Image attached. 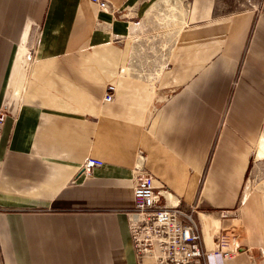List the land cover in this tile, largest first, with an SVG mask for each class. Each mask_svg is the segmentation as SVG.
<instances>
[{
    "label": "crops",
    "instance_id": "crops-1",
    "mask_svg": "<svg viewBox=\"0 0 264 264\" xmlns=\"http://www.w3.org/2000/svg\"><path fill=\"white\" fill-rule=\"evenodd\" d=\"M103 1L0 0V105L22 30L37 28L0 137V264H139L124 216L136 167L164 206L196 208L206 249L240 222L224 264H264V194L242 191L264 138V0L235 13L186 0L153 69L154 44L136 40L158 0ZM86 158L102 165L84 177Z\"/></svg>",
    "mask_w": 264,
    "mask_h": 264
},
{
    "label": "built area",
    "instance_id": "built-area-1",
    "mask_svg": "<svg viewBox=\"0 0 264 264\" xmlns=\"http://www.w3.org/2000/svg\"><path fill=\"white\" fill-rule=\"evenodd\" d=\"M99 10L109 8L103 0H90ZM115 87L108 84L104 87L102 102H111ZM8 106L0 105V137ZM102 162L93 158H86L80 166L79 175L87 177ZM134 181L131 189L132 207L124 212L127 231L134 254L139 264L143 255L152 254V261L158 264H199L207 259L205 264L212 263L218 258V264L232 260L239 252L238 229L239 221L232 220L226 228H217L213 245L206 249L202 240L200 226L196 221V208L191 207L188 212L177 206L166 207L160 203L161 191L152 186L153 178L142 168L133 171ZM227 212H225L226 214ZM220 216H224L220 212ZM234 217V216H233Z\"/></svg>",
    "mask_w": 264,
    "mask_h": 264
},
{
    "label": "rangeland",
    "instance_id": "rangeland-1",
    "mask_svg": "<svg viewBox=\"0 0 264 264\" xmlns=\"http://www.w3.org/2000/svg\"><path fill=\"white\" fill-rule=\"evenodd\" d=\"M223 1L226 4V7H225L226 13H235L238 11L250 10L254 8L256 4L258 3V0H223ZM185 5H186V0H158L157 2H155L154 4L150 6V8L145 13V18L140 21L138 28L141 33L139 34L138 40L136 41L138 42L140 41L142 43L145 42L147 45L151 43L154 44L153 46L154 50L152 51L153 54L149 55L150 57L152 56L151 57L152 60H150V63H149L150 69H153L161 65V62H162L161 55H163L165 51L169 50L172 41L177 36L178 31L180 30L183 24L182 22H179V20L184 18ZM27 24L30 25V27L26 28V30H28L30 33L29 40H32V38H34L35 30L37 28L34 23L33 24L27 23ZM23 30H22V33H23ZM22 33H21L19 40H21ZM155 47H158V48L160 47V49L155 50ZM27 58H28V55H27ZM14 59H15V56L13 57L11 71H12V68L14 69L15 66L17 65L16 59H15V63H14ZM13 64H15L14 67H13ZM26 67H27V60L24 66V73L26 71ZM11 71H10L9 83L6 89V96H5V102H4L5 106L9 105L7 95H8V92L11 91L10 83H11V88L14 85V82H13L14 77H12L13 71H12V75H11ZM16 95H18V92H16ZM14 97L15 96H13L12 98ZM256 148L254 149V153H253V162L251 163L250 168L244 178L242 191L245 193L248 191L249 192L257 191L260 194L261 193L264 194V138L259 140ZM259 152L261 153L260 155H259ZM236 209L237 208H234V210ZM223 214L225 216H228L229 219L234 218L232 215L229 216V213H226L227 214L226 215L225 212H223ZM218 215H220V212L218 213ZM215 230L213 232V235L215 234ZM149 257H152V254L143 255L142 259L145 258V259L152 260V258H149ZM151 264H154V261H152ZM155 264H158L157 261L155 262Z\"/></svg>",
    "mask_w": 264,
    "mask_h": 264
},
{
    "label": "bare ground",
    "instance_id": "bare-ground-1",
    "mask_svg": "<svg viewBox=\"0 0 264 264\" xmlns=\"http://www.w3.org/2000/svg\"><path fill=\"white\" fill-rule=\"evenodd\" d=\"M29 34L30 33H29L28 30H25L24 33H23L22 41H21V44L19 46L18 54H17V57H16L17 65L14 68L13 77L18 72L22 73V71L24 70V66L26 64L27 55H28V46H29V39H30ZM261 147H262V145H261ZM260 154L261 153L259 152V155Z\"/></svg>",
    "mask_w": 264,
    "mask_h": 264
}]
</instances>
